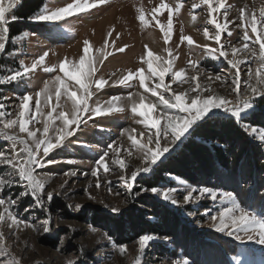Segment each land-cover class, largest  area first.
I'll use <instances>...</instances> for the list:
<instances>
[{
    "label": "snow or ice",
    "instance_id": "obj_1",
    "mask_svg": "<svg viewBox=\"0 0 264 264\" xmlns=\"http://www.w3.org/2000/svg\"><path fill=\"white\" fill-rule=\"evenodd\" d=\"M106 2L107 0H65L63 6L50 8L44 5L28 19L37 23L62 22L67 17L87 12ZM18 3L19 0H0V57H16L19 50H7L9 45L20 44L25 38L35 35L29 32H23L20 35L11 34L10 25L19 19L13 11ZM201 5L206 6L210 17L208 23L214 26L211 31L205 27L203 36L217 45L215 48L207 44L203 45L205 51L201 58L210 57L216 60L223 58L234 72L223 76L213 75L200 68L199 61L189 59L187 64L192 74L185 77V69L172 70L176 57L172 55L171 49H166L168 59L154 55L149 50L146 61L147 70L141 67L137 72L129 71L127 75L113 81V85L131 88L134 85L130 81L139 80V87L143 88L144 92H130L123 99L131 103V112L142 118L136 120V123L143 127L139 131L128 127L122 130L120 135L127 137L129 142L127 147L118 142L109 144L108 150L99 157L95 168L90 173L96 180L94 185L89 183L88 188L101 187L98 174L101 169L105 174L110 171L109 163L105 158L111 152L113 157L111 163L121 170L119 181L129 196L139 197L142 193H152L162 197L163 201L171 205L210 201L212 207L205 208L203 212L210 228L241 243L254 241L264 246V193H259L261 212H257L242 205L233 191L189 184L171 171H165L164 175L175 181L178 187L141 185L139 190L133 192L138 177L143 179L144 176L155 175L164 169L165 161L173 160L175 153L185 144V141L191 142L193 135L210 121L219 118L221 112L229 124L234 125L250 141L257 142L256 146L264 155V126L256 125L255 122H246V117L255 116L257 98L264 103V6L255 10L245 4L237 10L236 19L241 23L236 24L235 21L228 19L231 6L225 7V0H200V3L193 4L192 8L197 9ZM181 7H183L182 0L176 5L175 10L179 11ZM162 9H167L169 12L167 27L160 25L164 38L167 40L173 27L171 16L173 8L166 3H161L153 11L160 12ZM219 9H223L224 23L218 22L217 17L213 15ZM195 18L193 16V19ZM139 20L147 23L142 10ZM157 23H159L158 19ZM229 24H235L236 28L243 29L239 45H233L231 41H227L226 47L225 43H221L222 34L225 32L229 37L232 36ZM107 35L112 37V31H109ZM182 39L187 40L189 45L193 44L191 37L184 36ZM104 44L108 46L107 39ZM90 47V43L86 40L83 55L78 62H72L70 67L69 61L65 58L58 66L43 68L46 73L59 72L63 73V76L56 74L45 81L43 87L35 93L34 104L31 103L34 96L24 94L18 97V103L12 106L11 111H8L5 103L8 98H0V264H22V257L16 255L8 242L9 236H15L16 241H19V232L22 228L32 229L37 233L42 232L45 235L54 234L55 220L51 211L54 197L63 196L66 200L70 199L66 178L76 176L77 171H65L63 173L65 179L59 188L49 190L51 175L44 170L51 165L62 162L75 164L77 161L49 158L50 154L55 149L65 147V142L81 130L82 124L87 125L88 121L94 117L125 110L124 107L116 106L122 99L119 95L112 96L103 103L98 99L90 105L89 101L93 95L108 84V80L102 76L95 77L96 62L102 63V60L96 58L94 62V58L89 54ZM126 47L127 45L117 48L116 51L124 52ZM238 54L239 58H237ZM47 56L48 52H44L30 65L25 64V61L21 59L18 68H9V74L0 75V85H10L13 82L25 80L26 75L42 65ZM242 64L247 67L243 91H241ZM146 71L147 75H145ZM115 75L112 73V76ZM168 75L171 76V84H178L182 90H173L171 84L165 83V77ZM200 76L205 78L203 83L199 80ZM216 82H220L222 87H227L230 90L229 95H219L213 88ZM184 84L189 85L187 89H183ZM29 87H31L30 84ZM147 93L156 99H150ZM229 96L234 98L230 99ZM70 144L71 141L69 146ZM219 147L223 146L219 145ZM121 151H123V157H121ZM126 159L129 161L135 159L139 161V164L132 165L129 170L128 164L125 163ZM260 164L264 166V159L260 160ZM81 174L89 175L88 172ZM111 184V180L106 181L109 193L113 191ZM261 186L264 187V184ZM13 189H20L15 198L12 195ZM85 191L87 192V189ZM87 195L90 200L96 199L90 192H87ZM26 198H30V208H26L25 211L38 209L44 214L45 218L39 224L27 222L14 214L15 206ZM67 207L72 211H80L82 205L69 204ZM110 210L115 213L120 211L116 207ZM188 215L194 214L189 212ZM5 230L8 232L7 235ZM90 231L97 233L98 229L90 226ZM76 233L77 228L68 225L64 238L59 242L60 248H63L65 241L74 240ZM100 239L106 241L107 247L111 250H117L121 254L127 251L126 245L118 244L107 233H102ZM158 239L168 242L170 237L153 234L139 236L135 242L138 246V255L134 264H143L150 242ZM25 247H27L26 244ZM85 255L86 249L81 245L78 255L66 258L65 264H83L82 258ZM231 261L232 264H246L244 258L239 255L231 257ZM156 264H195V262L188 256L181 255L176 259H161Z\"/></svg>",
    "mask_w": 264,
    "mask_h": 264
},
{
    "label": "rangeland",
    "instance_id": "obj_2",
    "mask_svg": "<svg viewBox=\"0 0 264 264\" xmlns=\"http://www.w3.org/2000/svg\"><path fill=\"white\" fill-rule=\"evenodd\" d=\"M23 1L25 0H19L17 8L13 10L15 15L21 8ZM64 3L65 0H43V5L39 6L34 14L44 5L52 8L63 6ZM161 3H166L173 8L171 13L173 27L167 40L164 38V32L161 31L160 25L163 24L165 28L167 27L169 12L167 9H162L160 12L153 11ZM179 3L181 0H107L105 4H99L87 12L67 17L62 22L37 23L28 19L22 23L18 19L10 25V28L14 29L15 35H20L23 32L35 33V35H30L20 44L9 45L7 50H19V52L14 58L0 57V75L9 74V68H18L21 59L25 61V64L30 65L33 60H38L44 52H48V56L45 57L42 65L26 75L25 80L13 82L10 85H0V98H8L5 101L8 111H11L12 106L18 103V97L24 94H32L34 99L31 103L34 104L35 93L43 87L45 81L56 74L63 76V73L59 72L46 73L43 68L58 66L65 58L69 61V67L72 62H78L80 56L83 55L86 40L91 45L89 54L94 58V62H96V58L102 60V63L96 62L95 77L102 76L108 80V84L93 95L89 101L90 105L98 99L103 103L112 96L119 95L122 99L117 102L116 106L125 108L123 112L114 111L94 117L88 121L87 125L82 124L81 130H78L75 136L69 137L65 142V147L55 149L50 154L49 158L54 157L61 161L74 160L77 163L62 162L45 169L44 171H48L51 175L49 190L59 188L65 179L63 177L65 171L76 170L77 175L66 178L68 179L67 187L70 199L66 200L63 196L54 197L51 209L55 220L54 234L45 235L42 232L37 233L32 229L22 228L19 232V241H16L15 236H9L8 242L16 255L22 257V264H65L66 258L78 255V249L81 245L86 249V255L82 258L83 264H134L138 255V246L135 242L141 232L140 234H138L139 231H134L133 234L129 235L120 234L118 233L120 227L118 228L114 224V220L122 218L128 226L126 228L132 227V225L137 226V223L140 222L136 216L137 210L140 208L148 213L152 211L148 206L139 205L141 200L159 205V208L153 211L154 215L144 220L157 227L144 234L170 237L168 242L160 239L150 242V247L146 249L143 258V264H156L161 259H176L181 255L188 256L195 264H232L231 257L237 255L242 256L246 264H264V250H262L264 246H260L254 241L241 243L234 238L217 233L208 226V220L203 216V212L205 208L212 207L210 201L202 200L198 204L171 205L169 202L163 201L162 197H157L152 193H142L139 197L129 196L119 181L121 170L111 163L113 159L111 152L105 158L109 163L110 171L105 174L101 169L98 174L101 187L99 189L94 186L88 188L89 183L94 185L96 180L90 173L95 168L99 157L108 150L109 144L118 142L127 147L129 142L126 136L120 135L122 130L128 127L136 128L139 131L143 127L136 123V120L142 118L134 115L131 112V103L123 99L130 92H144V89L139 87V80L130 81L134 85L131 88L113 85V81L127 75L129 71L137 72L141 67L147 70L146 61L149 50L154 55L168 59L166 49H171L172 55L176 57L172 70L185 69V77L192 74L187 64L189 59L199 61V67L213 75L223 76L234 72L223 58L220 60L210 57L201 58L205 51L203 45L217 47L214 41L203 36L205 27H208L210 31L214 27L208 23L210 17L206 6L201 5L200 8L193 9L192 5L199 4L200 0H182L183 7L176 11V5ZM245 4L251 9L258 10L264 6V0H225V7L231 6L228 19L235 21L236 24L241 23L240 20L236 19L237 10ZM141 10L147 23H142L139 20ZM222 12L223 9H219L213 15L217 17L218 22L224 23ZM193 16L196 18L193 19ZM157 19L159 23H157ZM18 21H20V25L12 26ZM229 30L232 31V36L229 37L225 32L222 34L221 43H225L226 47L227 41H231L233 45H239L243 29L236 28L235 24H229ZM109 31H112V37H108ZM184 36L191 37L193 44L189 45L187 40H183L182 37ZM116 37L119 38L116 39ZM105 39L108 40V46L104 44ZM113 41L115 42L113 43ZM125 45L127 47L124 52L116 51L117 48ZM237 58H239V54ZM246 70V65L242 64L241 91H243ZM112 73L116 75L112 76ZM145 75H147V71ZM204 79L203 76L199 77L201 83L204 82ZM165 83L171 84L170 75L165 77ZM188 86V84H184L183 89H187ZM171 87L176 91L182 90L178 84H171ZM213 88L219 95H229L230 90L227 87H222L220 82L213 84ZM146 95L152 100L156 99L150 93ZM229 98H234V96H229ZM133 99L138 98L133 97ZM145 102L147 103V100ZM256 114H260V117L256 118L259 120L255 121V124L264 126V104H261L259 98H257ZM249 117L254 119L255 116ZM249 117H246V122H249ZM219 118L223 120L219 119L220 122L218 123L225 125L222 123L225 119L222 112ZM248 140L249 145L245 140H233V138H222L220 141H214L211 144L205 143L206 148L223 146L221 148L227 154L226 163L223 165L225 169L209 153H206L204 160L197 158L198 156H190L189 153L185 152L188 143L185 141V144L174 156L173 166L180 174L174 175L180 176L189 184L233 191L242 205L261 212L259 193H264V187L261 186L264 184V166L260 164V160L263 159V156L258 151L257 142L250 141L249 138ZM69 141H71L70 146ZM195 141L198 142L197 144L201 142L200 139H195ZM243 148L246 149L242 152ZM183 153L187 157L182 162L180 160L183 159ZM121 157H123V151H121ZM125 163L131 170L132 165H138L139 161L126 159ZM205 164H210V167L204 166ZM83 172H88L89 175L84 176L81 174ZM149 176L151 175L144 176L143 179L138 177L133 192L139 190V187L143 185L142 181ZM108 180L112 181V193L107 190L106 181ZM157 187H178V185L166 177V181ZM85 189L96 199L90 200ZM19 191L20 189L12 190L13 198ZM69 204L73 206L79 204L82 207L80 211H72L67 207ZM113 207L119 208L120 211L118 213L112 212L110 209ZM26 208H30V198L22 200L19 205L15 206L14 214L19 218H24L27 222L36 224L45 218L40 210L25 211ZM189 212L194 215L189 216ZM68 225L76 227L77 233L75 239L71 242L65 241L61 249L59 242L64 238L65 229ZM90 226L97 228V233H92ZM5 231L7 235L8 232ZM102 233H107L113 237L118 244L126 245V253L121 254L119 251L107 247L106 241L100 239ZM129 239L130 241H128Z\"/></svg>",
    "mask_w": 264,
    "mask_h": 264
},
{
    "label": "trees",
    "instance_id": "obj_3",
    "mask_svg": "<svg viewBox=\"0 0 264 264\" xmlns=\"http://www.w3.org/2000/svg\"><path fill=\"white\" fill-rule=\"evenodd\" d=\"M42 5H43V0H25L23 1L22 6L19 9V11L16 12V16H18L19 20H21V22L23 23V21L28 20V18L34 14L36 9ZM20 24H21L20 21H18L16 24H13L12 26H18ZM11 34L12 35L16 34L13 28H11ZM261 104L263 105L264 103H261ZM257 117H260V114H256L254 119H251L249 117L250 119L248 121L255 122L259 120V119H256ZM219 119H222V118H217L216 120L214 119L215 121L213 120L210 121L203 129H200L198 133L194 134L193 137L191 138V142L187 143L186 145L187 149L185 148L186 149L185 152L189 153L190 156H196V157L198 156L197 158H202L203 160L206 159L205 158V155H207L206 153H209L212 156V158L216 159V161L219 162L221 167L225 169V166L223 165H225L226 159H227V154L225 153L226 151L219 146H215V147L211 146L210 148L209 147L206 148L205 143L211 144L214 141L215 142L220 141L222 138L223 139L233 138V140L234 139L245 140L247 145H249L248 143L249 140H248V137L240 133L239 130L234 125L229 124V122L226 119H224V122H222L225 125L219 124L218 123L220 122ZM195 139H200L201 142L197 144L198 142H196ZM240 148H241V145H240ZM244 149L246 148H243L241 151L243 152ZM258 151L261 154V156H263V159H264V155H262V151L259 148H258ZM182 157L183 159H181L180 161L183 162V160L187 157V155L185 157V154L183 153ZM174 161H175L174 159L171 161H165V168L160 170L155 175H151L148 178H145V180L142 181V184L145 187H157L159 184L166 181V177L164 175L165 171H171L173 174L180 175L179 172L176 170V167L173 166ZM204 166L210 167V164H205ZM144 199H147V198H144ZM139 205L148 206L152 209V211L148 213L139 208L137 210L136 216L137 218H139L140 222L137 223V226L132 225V227H129V228H126L128 226L126 225L125 220H123L122 218L114 220V224L117 225L118 228L120 227L119 228L120 231L118 233L120 234L124 233L125 235H129V234H133L134 231L135 232L139 231L138 234H140L141 232V235H142L144 233H148L149 231H151V229H155V227H157L155 225H151L148 221H144V220L148 218L149 216L154 215L153 211L157 210V208H159V205L158 204L156 205L153 202H147L145 200H141V203H139ZM128 241H130V239Z\"/></svg>",
    "mask_w": 264,
    "mask_h": 264
}]
</instances>
